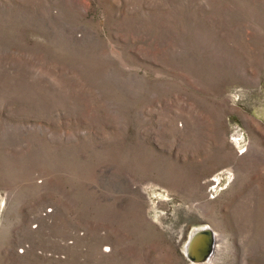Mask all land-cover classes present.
I'll return each mask as SVG.
<instances>
[{
    "label": "rangeland",
    "instance_id": "374dc122",
    "mask_svg": "<svg viewBox=\"0 0 264 264\" xmlns=\"http://www.w3.org/2000/svg\"><path fill=\"white\" fill-rule=\"evenodd\" d=\"M231 105L264 116V0H0V264H192L180 134L231 154ZM236 139L264 206V147ZM215 219L205 264H264L262 220Z\"/></svg>",
    "mask_w": 264,
    "mask_h": 264
},
{
    "label": "crops",
    "instance_id": "0c3cea01",
    "mask_svg": "<svg viewBox=\"0 0 264 264\" xmlns=\"http://www.w3.org/2000/svg\"><path fill=\"white\" fill-rule=\"evenodd\" d=\"M233 117L245 122L242 125V129L237 128L235 130V127L238 126L234 127L235 124L230 122ZM223 118L225 120V128L222 139L231 148V154L225 152L224 154L199 155L198 152L203 150H199L197 145H205L207 142L211 145L214 139H211L210 136L198 139L197 135L193 137L194 139L190 138L189 133H186V120L184 121V131L182 132L181 130L180 137L182 139L183 134L184 141L191 142L193 140L196 146L194 153L188 154V167L186 165V157H184L183 204L184 209H186L187 201L188 204L193 203L195 205V219L201 217V221L195 220L191 224L193 229L206 226L213 231L216 242L218 237L215 229V216L217 211L223 206L228 224L233 227L232 230H229L231 236L234 234L244 235V240L247 241L251 234H258L260 231L261 227L255 220L259 221L260 219L264 223V206L262 205L263 202L260 201V197L255 195L258 191L256 190L257 187L252 184L249 178L244 180V178L241 179L239 177L242 168L239 163H235V161L243 157L249 158L251 155L249 153L243 154L240 151L235 153L234 150H237L238 144L235 142L236 137L234 136L233 142L229 140V137L234 134L237 136V131L239 130L247 136L251 141V145H256L259 149L264 147V116L256 114L255 111L249 113L237 112L235 107L231 105L227 112L223 114ZM233 130H235V133H231ZM261 161L264 167V158ZM212 183H216L217 186L220 185L221 187L218 194L214 197L208 193V187ZM197 193L200 194L199 197H197ZM186 194H188V200ZM192 196H194L193 199H191ZM180 202L182 203V198ZM262 228H264V225H262ZM240 239L242 240L241 237Z\"/></svg>",
    "mask_w": 264,
    "mask_h": 264
},
{
    "label": "water",
    "instance_id": "95a60500",
    "mask_svg": "<svg viewBox=\"0 0 264 264\" xmlns=\"http://www.w3.org/2000/svg\"><path fill=\"white\" fill-rule=\"evenodd\" d=\"M204 237H208L210 239V247L208 252L200 256L198 252V247ZM216 239L213 231L209 228H202L198 231H194L190 236L187 242L184 245V255L189 262H206L208 258L213 257V253L215 252ZM212 259V258H211Z\"/></svg>",
    "mask_w": 264,
    "mask_h": 264
},
{
    "label": "bare ground",
    "instance_id": "6f19581e",
    "mask_svg": "<svg viewBox=\"0 0 264 264\" xmlns=\"http://www.w3.org/2000/svg\"><path fill=\"white\" fill-rule=\"evenodd\" d=\"M236 137H237V136H236ZM235 140H237V139H235ZM243 151H244V150H241L240 152H243ZM202 228H206V226H205V227H201V228H197V229H193V230L191 231V234H192L194 231H198L199 229H202ZM191 234H190V235H191ZM209 247H210V239H209L208 237H204V238L202 239V241H201L199 247H198L199 255H200V256L205 255V254L208 252ZM214 253H215V252H214ZM214 253H213L212 255H214ZM211 258H212V256H211L210 258H208V260H207L206 262L196 263V262H193V261H192L191 263H192V264H205V263L210 262Z\"/></svg>",
    "mask_w": 264,
    "mask_h": 264
}]
</instances>
